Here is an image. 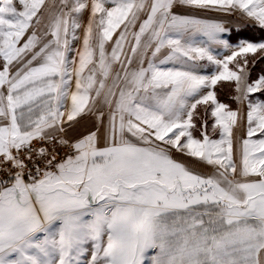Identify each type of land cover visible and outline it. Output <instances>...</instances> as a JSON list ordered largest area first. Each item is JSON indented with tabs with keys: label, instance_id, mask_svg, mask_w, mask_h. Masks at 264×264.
Instances as JSON below:
<instances>
[{
	"label": "snow or ice",
	"instance_id": "6c2138e0",
	"mask_svg": "<svg viewBox=\"0 0 264 264\" xmlns=\"http://www.w3.org/2000/svg\"><path fill=\"white\" fill-rule=\"evenodd\" d=\"M223 17L264 0H0V264H264V36Z\"/></svg>",
	"mask_w": 264,
	"mask_h": 264
},
{
	"label": "rangeland",
	"instance_id": "374dc122",
	"mask_svg": "<svg viewBox=\"0 0 264 264\" xmlns=\"http://www.w3.org/2000/svg\"><path fill=\"white\" fill-rule=\"evenodd\" d=\"M88 14H89V13H88L87 10L83 13V18H84L85 21H86L87 18H88ZM209 14H210V13H209ZM211 15H213V14H211ZM215 15H216V16H221V14H215ZM237 19H239V18H238V17H224V19H222L221 22H223V23H225V22H229V23H231V25H227L226 27H227V28H229V27H233L234 29H237V30H236V32H237V31H239V28L237 27V25H238V23H237V22H238ZM79 35H80V37H81V41L75 43V46H77V47H79V46H80V43L82 42L83 29H81ZM217 51L220 52L221 55L226 54V53H223V52H222L221 50H219V49H218ZM261 61H262V60H261ZM251 65H252V64L250 63V64H249V68H250ZM206 71H207L208 73H210V72H211V69H210V68H207ZM250 78H251V82H252V81H255V80L257 79L256 76H255V74H253V77L251 76ZM222 85H223V82H222L221 85H218L217 88H216L217 96H218V94H219V95H221L222 99L229 101V103H227V104H229V106H230L232 109H236V108H238V105H236L235 102L232 101L231 96L229 95L230 89H229L226 85H224V86H222ZM198 112H199L200 114H202L201 116L203 117V115H204L203 108H199V109H198ZM201 116H200V117H201ZM199 121H200V119L197 120V128L200 127V122H199ZM209 125H211V124H209ZM209 125H208V126H209ZM210 128H211V126L209 127V131H210ZM194 135L199 136V132H198V131H194ZM213 138H218V137H215V134H213ZM177 158H178V159L180 158L179 154H177ZM146 263H148V262L146 261Z\"/></svg>",
	"mask_w": 264,
	"mask_h": 264
},
{
	"label": "trees",
	"instance_id": "16d2710c",
	"mask_svg": "<svg viewBox=\"0 0 264 264\" xmlns=\"http://www.w3.org/2000/svg\"><path fill=\"white\" fill-rule=\"evenodd\" d=\"M262 36H264V32H262L259 28L257 27H251V28H246L241 31H235L232 34V43H237L238 39L237 37H242V38H247L249 40H259ZM262 60V61H261ZM258 60L255 65L250 66V76L253 77V74H255L256 78L259 77V75L264 74V59ZM219 95V94H218ZM257 96L260 97L261 100H264V95L257 93ZM221 96V95H219ZM220 102L223 103H229V101L221 99H218Z\"/></svg>",
	"mask_w": 264,
	"mask_h": 264
},
{
	"label": "crops",
	"instance_id": "0c3cea01",
	"mask_svg": "<svg viewBox=\"0 0 264 264\" xmlns=\"http://www.w3.org/2000/svg\"><path fill=\"white\" fill-rule=\"evenodd\" d=\"M211 14H213V15H211ZM215 14H217V13H207V14H204L205 15V17L206 18H213V17H219V16H216ZM222 19H224V17L222 18ZM237 23H238V25H237V27L239 28V31H241V30H244V29H246V28H251V27H254V26H252V25H250V24H247V23H245V22H242V21H240L239 19H237ZM227 25H231V23H229V22H225V26H227ZM229 28H232V29H234L233 27H229ZM235 30H237V29H235ZM199 39V38H198ZM239 42V41H238ZM237 42V43H238ZM235 44V43H234ZM251 77V76H250ZM250 82H251V78H250ZM73 90H74V84H73ZM218 97V99L220 98V100L222 99V97L221 96H217ZM227 104V103H226ZM238 107H240V106H238ZM202 114H200L199 113V116H201ZM204 116V115H203ZM200 118H203L202 116L200 117ZM199 120V119H198ZM200 123H201V120L199 121ZM212 120L211 119H208V125L209 124H212ZM211 125H209V127H210ZM215 137H218V134H215ZM146 264H149V262L148 263H146Z\"/></svg>",
	"mask_w": 264,
	"mask_h": 264
},
{
	"label": "built area",
	"instance_id": "2783aa9c",
	"mask_svg": "<svg viewBox=\"0 0 264 264\" xmlns=\"http://www.w3.org/2000/svg\"><path fill=\"white\" fill-rule=\"evenodd\" d=\"M60 151V155L62 156L64 154V150H63V147L61 149H59ZM5 173L3 172H0V176L4 175Z\"/></svg>",
	"mask_w": 264,
	"mask_h": 264
}]
</instances>
